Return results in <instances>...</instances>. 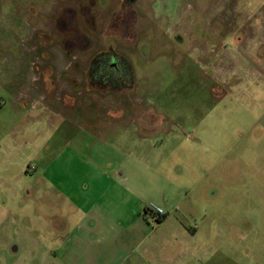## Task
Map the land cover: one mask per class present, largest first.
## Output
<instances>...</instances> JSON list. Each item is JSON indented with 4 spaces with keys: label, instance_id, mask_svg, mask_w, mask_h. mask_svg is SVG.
Instances as JSON below:
<instances>
[{
    "label": "rangeland",
    "instance_id": "1",
    "mask_svg": "<svg viewBox=\"0 0 264 264\" xmlns=\"http://www.w3.org/2000/svg\"><path fill=\"white\" fill-rule=\"evenodd\" d=\"M257 18L264 0H0V212L25 222L28 196L112 175L121 161L97 134L112 112L155 116L147 136L184 147L218 89L204 49Z\"/></svg>",
    "mask_w": 264,
    "mask_h": 264
},
{
    "label": "crops",
    "instance_id": "2",
    "mask_svg": "<svg viewBox=\"0 0 264 264\" xmlns=\"http://www.w3.org/2000/svg\"><path fill=\"white\" fill-rule=\"evenodd\" d=\"M232 24L234 42L203 51L218 89L192 139L147 136L155 116L144 112L108 114L97 134L120 164L112 175L96 166L106 178L89 193L59 180L55 195L28 196L25 222L0 212V264H264V18L244 34ZM122 136L127 146H115ZM150 203L165 213L158 222Z\"/></svg>",
    "mask_w": 264,
    "mask_h": 264
},
{
    "label": "built area",
    "instance_id": "3",
    "mask_svg": "<svg viewBox=\"0 0 264 264\" xmlns=\"http://www.w3.org/2000/svg\"><path fill=\"white\" fill-rule=\"evenodd\" d=\"M146 210L148 212H150L151 214H153L154 216H157V217H162L165 214L160 207H158L152 203H150L146 206Z\"/></svg>",
    "mask_w": 264,
    "mask_h": 264
},
{
    "label": "trees",
    "instance_id": "4",
    "mask_svg": "<svg viewBox=\"0 0 264 264\" xmlns=\"http://www.w3.org/2000/svg\"><path fill=\"white\" fill-rule=\"evenodd\" d=\"M147 211V210H146ZM154 216V215H153ZM155 217V219H156V222H158V221H160V219L162 218V217H157V216H154Z\"/></svg>",
    "mask_w": 264,
    "mask_h": 264
}]
</instances>
